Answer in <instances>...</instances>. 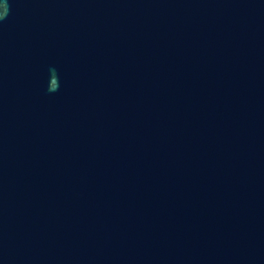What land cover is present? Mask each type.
Returning <instances> with one entry per match:
<instances>
[{
  "label": "water",
  "instance_id": "1",
  "mask_svg": "<svg viewBox=\"0 0 264 264\" xmlns=\"http://www.w3.org/2000/svg\"><path fill=\"white\" fill-rule=\"evenodd\" d=\"M0 16V264H264V0Z\"/></svg>",
  "mask_w": 264,
  "mask_h": 264
},
{
  "label": "clouds",
  "instance_id": "2",
  "mask_svg": "<svg viewBox=\"0 0 264 264\" xmlns=\"http://www.w3.org/2000/svg\"><path fill=\"white\" fill-rule=\"evenodd\" d=\"M0 19H3V16H0Z\"/></svg>",
  "mask_w": 264,
  "mask_h": 264
}]
</instances>
